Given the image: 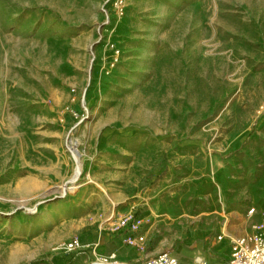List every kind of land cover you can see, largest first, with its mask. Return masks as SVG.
Masks as SVG:
<instances>
[{"label": "rangeland", "instance_id": "374dc122", "mask_svg": "<svg viewBox=\"0 0 264 264\" xmlns=\"http://www.w3.org/2000/svg\"><path fill=\"white\" fill-rule=\"evenodd\" d=\"M115 2L0 0V264L264 225V0Z\"/></svg>", "mask_w": 264, "mask_h": 264}, {"label": "built area", "instance_id": "2783aa9c", "mask_svg": "<svg viewBox=\"0 0 264 264\" xmlns=\"http://www.w3.org/2000/svg\"><path fill=\"white\" fill-rule=\"evenodd\" d=\"M116 8L123 11V0H116ZM255 208L250 210L253 214ZM127 219H123L119 224L120 227L126 226ZM264 225H255L254 229L246 234L237 236L233 240L231 254L226 264H264ZM80 247L78 239H74L65 245V248L69 251L75 250ZM116 255L111 254L109 256L97 257L92 264H117ZM179 259L173 255L170 251H163L156 255H146L142 264H179ZM134 264V263H126ZM194 264H207V263H194Z\"/></svg>", "mask_w": 264, "mask_h": 264}, {"label": "crops", "instance_id": "0c3cea01", "mask_svg": "<svg viewBox=\"0 0 264 264\" xmlns=\"http://www.w3.org/2000/svg\"><path fill=\"white\" fill-rule=\"evenodd\" d=\"M226 231L227 228H223L218 235H202L199 239L197 237H190L185 242L175 246L170 252L179 259V264H194L200 262L207 264H226L231 254L233 240L237 237L234 236L231 238V236H226L228 235ZM248 232L249 230L246 233ZM144 249L146 252L141 254L138 252L134 260L142 259L146 255L158 253L156 249L147 247Z\"/></svg>", "mask_w": 264, "mask_h": 264}, {"label": "bare ground", "instance_id": "6f19581e", "mask_svg": "<svg viewBox=\"0 0 264 264\" xmlns=\"http://www.w3.org/2000/svg\"><path fill=\"white\" fill-rule=\"evenodd\" d=\"M69 147L72 150L73 155L76 156L77 159L80 158V154L81 153H80V149L78 148V144L77 143H74V141L73 142L71 141V144H70ZM78 168L80 169V166H78ZM78 178H79V172L76 171V174L71 179V181H76ZM169 206H180V205L177 204L176 202H174L173 204H171V202H169L166 207H169Z\"/></svg>", "mask_w": 264, "mask_h": 264}, {"label": "trees", "instance_id": "16d2710c", "mask_svg": "<svg viewBox=\"0 0 264 264\" xmlns=\"http://www.w3.org/2000/svg\"><path fill=\"white\" fill-rule=\"evenodd\" d=\"M74 260H75V257L74 259H72V262H74ZM30 264H50V263L46 261H42V259H36V260H33Z\"/></svg>", "mask_w": 264, "mask_h": 264}]
</instances>
